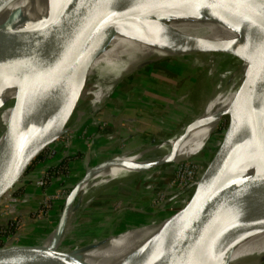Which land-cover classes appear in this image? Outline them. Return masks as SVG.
I'll list each match as a JSON object with an SVG mask.
<instances>
[{"label": "water", "instance_id": "95a60500", "mask_svg": "<svg viewBox=\"0 0 264 264\" xmlns=\"http://www.w3.org/2000/svg\"><path fill=\"white\" fill-rule=\"evenodd\" d=\"M6 1L0 0V8ZM86 1L82 14L56 37L58 16L54 15L16 33L0 51V75H21L20 93L17 101L11 102L15 109L0 150V212L36 158L68 131L70 115L40 145L36 143L37 130L85 77L92 60L128 19L127 31L140 23L148 39L178 54H227L249 63L231 105L216 117L217 126L224 117L226 121L222 131L213 134L210 157L190 196L130 263L229 264L245 232L244 224L252 219L264 221V0H202L240 16L249 40L247 50L238 44L168 37L166 24L154 13L176 0ZM2 127L0 123V131ZM184 138L181 132L179 139ZM253 150L263 154L260 171L239 178L242 161ZM85 175L86 169L74 179L61 205L54 245L43 249L11 241L0 246V264H52L60 253L55 246L61 244L71 217L73 199L69 203V197ZM221 209L226 217L216 215ZM260 230H264V222ZM260 259L264 261V255Z\"/></svg>", "mask_w": 264, "mask_h": 264}, {"label": "rangeland", "instance_id": "374dc122", "mask_svg": "<svg viewBox=\"0 0 264 264\" xmlns=\"http://www.w3.org/2000/svg\"><path fill=\"white\" fill-rule=\"evenodd\" d=\"M237 71V61L232 57L186 54L150 63L132 76L123 78L104 95L98 90L96 78H90L85 82L82 96L68 118V131L43 151L41 158L27 171L20 186H16L21 187L22 191L16 194L19 189L16 188L8 197L7 206L1 209L0 223L5 224L6 221L1 218L11 215L8 207L17 211L22 205L28 204L30 194L38 191L30 172L35 168L43 170L41 177L48 178L45 179L46 194L42 196L36 212L30 208L28 220L31 221L26 231H22V219L18 217L20 224L14 232L17 236L14 243L42 246L43 240L51 237L56 229L61 205L71 189V183L86 167L97 168L124 153L151 147L170 138L202 108L209 97L226 89L237 79ZM20 87L19 81L13 88L14 96L19 95ZM125 111L137 115V131L120 127L112 129L108 117L122 115ZM225 121L226 117L218 126L216 121L204 141L220 133ZM196 130L187 133L185 140L194 137ZM181 140L184 139L176 141ZM78 141L84 142L81 152L77 151L75 145ZM176 141L164 143L171 147L172 152H176ZM207 148L209 145L193 158L177 162L160 161L168 163L151 168L146 173L122 176L85 208L79 201L81 194L75 195L71 204L69 229L60 253L64 256L81 254L90 242L100 243L95 248L99 254L120 252L129 242L140 240V236L164 226L173 211L190 196L193 186L189 183L197 180L210 157V149ZM160 153L156 151L148 157ZM63 157L70 158L67 173L47 176V170L57 166ZM51 159L55 161L51 162ZM189 174L193 176L192 179ZM50 182L53 183L51 187ZM83 193L85 198L86 190ZM77 202L79 206L75 207Z\"/></svg>", "mask_w": 264, "mask_h": 264}, {"label": "bare ground", "instance_id": "6f19581e", "mask_svg": "<svg viewBox=\"0 0 264 264\" xmlns=\"http://www.w3.org/2000/svg\"><path fill=\"white\" fill-rule=\"evenodd\" d=\"M86 5V0H7L0 8V51L3 50V44L16 33L25 31L42 19L54 15L58 16L55 21L56 31L54 35L56 37L77 20ZM154 16L166 24L167 27L165 32H163L172 39L212 40L230 45L238 44L244 46L245 50L248 49L245 46H247L249 40L243 33L244 26L240 21V16L208 2L202 0H176L162 10L155 12ZM129 23L130 21L126 19L108 44L92 60L85 77L41 124L37 130V145H40L43 138L54 132L62 121L72 113L82 96L85 82L90 78H96L98 90L100 89V92L104 95L123 78L132 76L136 71L147 67L150 63L168 57L185 55L178 54L168 47L148 39L140 23L133 24L132 28L127 31L125 26ZM204 55H210V57H232L231 55L219 53ZM232 58L238 64L237 79L228 85L226 89L218 91L209 97L202 108L192 115L191 119L180 131L175 133L176 135L174 134L156 145L152 144L151 147L138 149L112 158L97 168L86 167L84 180L78 189L70 195L69 203L75 195L79 196L81 194L79 201L85 208L97 197L104 194L109 185L122 176L133 175L138 172L146 173L149 169L157 167L155 165L168 163L160 161L177 162L185 158H193L201 149L208 145L210 146L214 138H210L207 141L204 140L209 136L214 125H216L218 114L227 110L231 105L241 80L249 68L247 61H241L235 57ZM19 81L21 82V75H0V108H3L0 115V123L3 124L0 131V150L5 145L6 129L15 109V105H12L11 102L13 100L17 101L19 96H14L12 93L15 84ZM206 120L208 121L206 122ZM194 129H197L194 137L188 140L184 138V140L176 141L179 139L181 132L186 135ZM172 141H176L174 145L181 151L172 152L170 150L171 147L165 144ZM200 143H202L201 146H197ZM156 151H161V153L148 157L149 154H153ZM262 155L260 151H250L242 161L239 178L259 172L263 162ZM83 190H86L85 198ZM216 215L226 217L227 213L221 209V211L216 212ZM263 222V220L252 219L244 224L245 229H243L245 232L235 245L229 264H264V261L260 259L264 255V230H260ZM162 227L159 226L152 232L140 236L142 237L140 240L129 242L125 248L120 249V252L113 251L104 255L99 254V250L95 251V248L100 243L90 242L85 245V252L66 256L59 253L52 264H77L79 261L83 264H130L132 256L139 252L151 238L153 239ZM68 229L69 223L64 231L62 242L60 241L61 244L58 243L55 246L59 251ZM55 231L51 237L43 240L41 246L43 249L54 245Z\"/></svg>", "mask_w": 264, "mask_h": 264}, {"label": "crops", "instance_id": "0c3cea01", "mask_svg": "<svg viewBox=\"0 0 264 264\" xmlns=\"http://www.w3.org/2000/svg\"><path fill=\"white\" fill-rule=\"evenodd\" d=\"M135 117H137V115L134 114L133 112H131V111L126 112L125 111L124 113L122 112V115L117 114V115H113L112 117H108V118L110 121V125L113 127L112 129H114L116 127L117 128L120 127V128H126V129L128 128V129L134 131L137 129L135 127H137V125H138V124H136L137 118H135ZM100 139H102L101 136H100ZM75 145L77 146V151L79 150L81 152L80 148L84 147V142L78 141V143H75ZM82 151H83V149H82ZM58 160H59V158L57 159V161ZM54 161L55 160L51 159V162H54ZM41 173H43V170H41L40 168H35V170L31 171L30 175H32L34 177L32 179V182L35 181L36 177L38 179L41 176ZM56 178H57V180L59 179L58 176ZM52 182L49 183V187L52 186V184H53ZM35 188L38 189V191H36L37 193L30 194V197H29L30 201L28 202L27 205H22L20 208H18L17 211H15L14 213H10L11 215L4 216V218L2 217L1 219L7 221L8 219H11L14 217H20L22 219L21 222L23 224L22 231H26L27 230L26 226L30 225V221H31V220H28L29 219L28 212H31L32 210H34V212H36V209L39 206L38 204H39V202H41L42 196H43L42 191L44 188L43 189L41 187H35ZM46 191H47V189H46ZM31 207L33 209H31V211H29ZM115 221L116 220L114 219V221H113L114 224H115Z\"/></svg>", "mask_w": 264, "mask_h": 264}, {"label": "built area", "instance_id": "2783aa9c", "mask_svg": "<svg viewBox=\"0 0 264 264\" xmlns=\"http://www.w3.org/2000/svg\"><path fill=\"white\" fill-rule=\"evenodd\" d=\"M189 178L192 179L193 176L190 175ZM45 179H48V178L47 177L43 178L40 176L38 179H36V181H34V183L37 187H41V188L44 187V190L42 192L43 196H45V194H46V189H45L46 180ZM195 181L196 180L192 181L191 183H189V185L193 186ZM5 206H7V205H5ZM8 210H10L11 213L15 212V210L13 208L11 209L8 207ZM5 212H6V210L3 211V213H5ZM19 219H18V217H14V218L8 219L5 222V224L0 225V246L8 245L11 243V241L13 243H14V241H16L15 239H17V237L14 234V232H16V230L19 228L18 227V224H20Z\"/></svg>", "mask_w": 264, "mask_h": 264}, {"label": "trees", "instance_id": "16d2710c", "mask_svg": "<svg viewBox=\"0 0 264 264\" xmlns=\"http://www.w3.org/2000/svg\"><path fill=\"white\" fill-rule=\"evenodd\" d=\"M41 158V155H39L36 160L34 162H36L37 160H39ZM69 159L68 157H63L60 159L59 161V164L57 166H54V167H51L47 170L46 174L47 176L49 175H59V174H63L65 175V173H67V166H68V162H69ZM34 162L32 163V165L34 164ZM31 165V166H32ZM31 168V167H30ZM22 191L21 188H19L17 191H16V194L17 193H20Z\"/></svg>", "mask_w": 264, "mask_h": 264}, {"label": "flooded vegetation", "instance_id": "af4514ba", "mask_svg": "<svg viewBox=\"0 0 264 264\" xmlns=\"http://www.w3.org/2000/svg\"><path fill=\"white\" fill-rule=\"evenodd\" d=\"M21 188V187H20Z\"/></svg>", "mask_w": 264, "mask_h": 264}]
</instances>
